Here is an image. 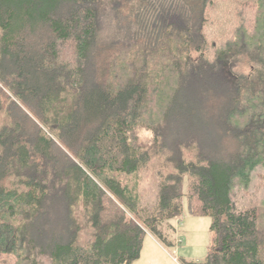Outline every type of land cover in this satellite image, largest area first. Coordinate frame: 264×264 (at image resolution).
I'll use <instances>...</instances> for the list:
<instances>
[{
    "label": "trees",
    "instance_id": "1",
    "mask_svg": "<svg viewBox=\"0 0 264 264\" xmlns=\"http://www.w3.org/2000/svg\"><path fill=\"white\" fill-rule=\"evenodd\" d=\"M184 199L187 264H264V0H0V255L132 264Z\"/></svg>",
    "mask_w": 264,
    "mask_h": 264
},
{
    "label": "rangeland",
    "instance_id": "2",
    "mask_svg": "<svg viewBox=\"0 0 264 264\" xmlns=\"http://www.w3.org/2000/svg\"><path fill=\"white\" fill-rule=\"evenodd\" d=\"M139 139L148 143L151 134L138 130ZM156 162L151 161L139 170V191L141 205H153L156 194ZM114 204V203H113ZM144 207V206H143ZM183 212L177 219L166 221L162 234L147 232L142 242L139 256L132 264H187L189 261H202L211 239L209 217L192 214L184 199ZM113 208L106 201V212ZM142 208V213L148 212ZM127 217L130 214L126 212ZM15 257L10 254L0 255V264H14Z\"/></svg>",
    "mask_w": 264,
    "mask_h": 264
}]
</instances>
